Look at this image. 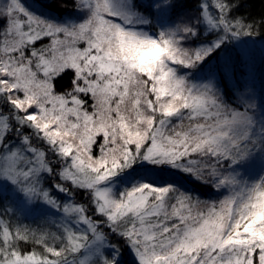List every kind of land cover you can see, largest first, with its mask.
<instances>
[{
    "label": "snow or ice",
    "instance_id": "obj_1",
    "mask_svg": "<svg viewBox=\"0 0 264 264\" xmlns=\"http://www.w3.org/2000/svg\"><path fill=\"white\" fill-rule=\"evenodd\" d=\"M239 2L198 0L195 19L153 35L137 25L174 0H74L84 18L63 22L0 0V184L59 213L32 227L0 204V264H124L128 252L135 264H264V173L238 171L264 152L255 94L230 102L212 78H190L226 41L259 35L264 16L232 15ZM199 24L215 38L186 46ZM141 162L225 194L143 179L115 191Z\"/></svg>",
    "mask_w": 264,
    "mask_h": 264
},
{
    "label": "trees",
    "instance_id": "obj_2",
    "mask_svg": "<svg viewBox=\"0 0 264 264\" xmlns=\"http://www.w3.org/2000/svg\"><path fill=\"white\" fill-rule=\"evenodd\" d=\"M153 0H137L138 5H142L147 8ZM175 8L167 13L165 23H162L160 17L151 18V22L146 25H137V27L142 28L144 31H148L155 35L156 30L164 24L174 23L177 18L183 16L187 19H195L198 14L199 3L198 0H174ZM24 6L31 12L46 17L48 19L63 22L65 20H82L84 18V13L78 11L73 5L74 0H22ZM61 4L66 5L61 7ZM232 15L243 16L248 20L259 19L264 16V0H240L236 8L233 9ZM198 27V37H194L192 40L186 41V46L196 47L200 43H210L211 39L215 38V34L212 31H206V25L199 24ZM261 44V49L264 55V26H262L259 35L255 36H242L235 40H228L225 42L221 48L216 49L208 57L205 58L200 65L196 68L190 70V78L193 80H204L212 78L221 91L225 94V99L230 98V102H234L237 96V90L243 91L246 86V79H243V74L245 72H250L253 74V86L256 87V80H261L264 84V75L258 74L259 68L264 69V60L257 67H246V62L242 61V57L246 52L251 58V62H258L260 59L255 54V49L259 48ZM257 46L256 48H253ZM245 48V50H243ZM264 59V56H262ZM181 71H189L187 69H182ZM264 72V70H263ZM257 73V74H256ZM230 76L231 82L228 81L227 77ZM263 88V87H262ZM259 103H264V95L261 94ZM143 166L134 165L133 168L127 170L126 175H122L119 180L113 185V189L118 191L122 186H128L134 180L143 179L149 183L158 184H175L181 187L185 191L194 192L204 199H219L225 193L223 190L217 191L213 189L210 185L201 184L199 181L192 179L189 175L184 174L176 169L166 168L163 171L157 170L154 165H147L141 162ZM264 173V168L260 169L255 176L258 178L260 174ZM254 178V179H255ZM58 199L63 198V194L56 193ZM83 198V197H81ZM18 196L14 195L9 185L0 187V204L9 203L18 212L20 216V222L23 224H29L32 227H37V224L47 216H57L54 209H51L46 204V208H28L23 206L19 202ZM52 231H55L53 226ZM31 247V246H29ZM124 264H135V258L130 252L125 254Z\"/></svg>",
    "mask_w": 264,
    "mask_h": 264
},
{
    "label": "rangeland",
    "instance_id": "obj_3",
    "mask_svg": "<svg viewBox=\"0 0 264 264\" xmlns=\"http://www.w3.org/2000/svg\"><path fill=\"white\" fill-rule=\"evenodd\" d=\"M160 17V20L162 23H165L166 21V17H167V13L166 14H162L159 16ZM254 45H260L259 48H256L257 46L253 47V48H256L254 52H256L255 54L259 57V61L257 62H251V58L249 57L248 53L246 52H243L245 53V55L242 57V61L243 62H246V67H255V63H257V67H261L262 65H259L258 63H261L263 59L262 56L264 55H261L263 52L262 49H261V44H254ZM245 50V48L243 49ZM262 58V60H261ZM263 64V62H262ZM263 68H259L258 70V74L262 76L264 75V72H263ZM257 74V73H256ZM252 76L253 74L250 73L249 71L248 72H245L243 74V79H246L247 82H245L246 86L244 87V89L247 87V88H251L255 94V97H256V101H257V110H256V120L258 123H264V103H259V99L261 98V94L264 95V84L261 83V80H256V87L253 86V79H252ZM228 81L231 82L230 80V76L227 77ZM263 87V88H262ZM243 89V90H244ZM264 168V152H260V151H256L255 153H253L245 162H243L241 165L238 166V171L240 173V175L244 178H247V179H254L255 176L257 175L258 171L260 169ZM8 184H0V187H3V186H6ZM10 186V189L12 190V187L11 185ZM13 192V190H12ZM14 195L18 196L19 198V202L21 205L23 206H26L28 208H37V207H44L46 208V205H44L42 202H34V203H31V204H28L25 202L24 200V197L19 194V193H13Z\"/></svg>",
    "mask_w": 264,
    "mask_h": 264
}]
</instances>
